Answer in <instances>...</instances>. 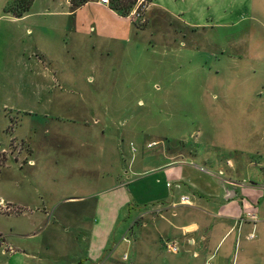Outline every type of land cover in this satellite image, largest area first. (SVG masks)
<instances>
[{
  "label": "rangeland",
  "instance_id": "rangeland-1",
  "mask_svg": "<svg viewBox=\"0 0 264 264\" xmlns=\"http://www.w3.org/2000/svg\"><path fill=\"white\" fill-rule=\"evenodd\" d=\"M19 1L0 0V15L6 10L19 13L26 5L16 6ZM152 1L138 0L132 9L128 18L136 29L129 45L94 49L87 40L72 51L70 66L60 61L63 67L44 78L26 64L43 55L38 48L49 53L48 47H56L46 35L44 44L36 32L33 39L27 31L61 20L41 14L75 6H69V0H34L29 21L0 25V196L26 190L30 203L35 196L45 201L26 207L23 219L16 214L3 217L0 226L25 230L32 216H43L42 229L50 226L47 236L51 231L72 235L69 225L77 220L89 228L94 214L88 206H58L64 195H75L82 187L103 196L115 185L100 182L96 169L90 178L78 168L86 155H97L101 148L103 156H109L113 177L119 168L129 171L132 157L142 159L144 153L171 148L192 154L197 163L206 159L202 165L217 172H245L247 161H252L244 174L264 185V1L157 0L161 9L151 7ZM228 3L235 4V15L228 19L229 26L221 27ZM142 5L143 16H132ZM164 7L185 12L180 19L172 18ZM183 19L204 22V28L192 29ZM10 31L18 39L7 37ZM35 90L44 97L35 96ZM44 109L50 110L45 114L49 117L42 116ZM69 120L78 125L72 127ZM96 131L105 133L96 144L85 146L83 139ZM100 141L103 147L97 145ZM117 153L124 163L117 162ZM30 159L43 167H29ZM227 160L233 168L227 167ZM90 179L92 187L86 185ZM64 210L77 219L73 215L70 221L65 218L66 226L53 227ZM258 254L253 264H264V248Z\"/></svg>",
  "mask_w": 264,
  "mask_h": 264
},
{
  "label": "crops",
  "instance_id": "crops-1",
  "mask_svg": "<svg viewBox=\"0 0 264 264\" xmlns=\"http://www.w3.org/2000/svg\"><path fill=\"white\" fill-rule=\"evenodd\" d=\"M154 6L161 9L157 0L151 3V7ZM226 6L223 11L226 21L221 27L229 26L231 22L228 19L235 15V4L228 3ZM208 7L212 8L211 5ZM174 10L172 7H164L163 11L169 17L179 19L185 12ZM33 16L26 13L22 18H15L12 14L4 13L0 15V25H21ZM41 16L61 19L55 26H39L33 28L34 32L27 31L31 38L36 32L44 44L46 35L53 47H56H48L49 53L38 48L37 51L43 55L26 64L29 71H37L36 75L41 72L42 78L46 73L63 67L59 65L60 61L70 66L71 60L75 59L72 51L79 44L87 43L88 40V45L94 49L105 46L109 50L114 45L123 48L125 44H130L136 29L128 17L119 16L107 5L101 4L100 0H91L65 12L53 11ZM182 21L192 29L204 28V22L190 24L187 20ZM209 25L215 26L213 23ZM7 33V37L18 39L14 31ZM50 41L47 46H51ZM58 52L64 56H58ZM35 96L44 97L38 91ZM42 107L43 101L39 108ZM49 111L44 109L42 116L49 117L45 115ZM67 122L73 123L72 127L78 125L75 120ZM104 133L93 132L89 139H83L85 146L96 144ZM100 143L97 145L103 147L104 142ZM181 150L174 152L170 148L154 154L144 153L142 159H139V155L132 157L129 171L125 172L124 167L119 168L115 177L109 156H103L102 148L97 155H86L83 165H78L79 170L92 178L93 170L96 169L100 182L108 184L113 181L115 185L104 190L106 194L103 196L92 195V190L87 191L82 187L75 195H64L58 208L85 204L88 211L94 214L91 226L86 228L82 222L75 220L69 225L73 230L72 235L51 231L49 236L46 231L50 226L42 229L43 216H32L25 230L0 226V264H211V259H214V264H253V260L264 248V185L252 181V178L247 179L244 174L251 167L252 161H247L246 169L241 167L245 172L238 169H227V172L220 169L217 172L202 165L208 162L206 159H200L203 163H197V157L189 153L185 155ZM115 159L120 163L125 162L123 155L118 153ZM93 161L98 163L93 166ZM226 162L228 168L234 167L229 160ZM29 164L31 168L42 166L35 159H30ZM221 174L228 175L224 178ZM241 178L247 180L246 183L236 181ZM86 185L92 187V179ZM25 192L16 196H0L5 206L15 210L10 213L0 210V219L12 214L22 218L26 216L24 210L30 204L44 205L43 197L37 200L35 196V201L30 203V196ZM73 215L76 218L77 214L64 210L53 227L66 226V220L73 219ZM249 215L256 219L251 220ZM30 229L34 231L29 233ZM81 244L84 249L79 250ZM172 244L178 247L177 253L166 249L167 245Z\"/></svg>",
  "mask_w": 264,
  "mask_h": 264
},
{
  "label": "trees",
  "instance_id": "trees-1",
  "mask_svg": "<svg viewBox=\"0 0 264 264\" xmlns=\"http://www.w3.org/2000/svg\"><path fill=\"white\" fill-rule=\"evenodd\" d=\"M25 1L26 5L19 13H15L14 11L12 12V10L11 12L6 10V13H12L15 18H22L26 13L30 11L31 6L34 2V0H21L16 4V6L22 5ZM90 1L91 0H71V3L75 7H80ZM137 1L138 0H109V8L115 11L119 16L127 18L131 14V11L136 5ZM1 165L2 164L0 163V166Z\"/></svg>",
  "mask_w": 264,
  "mask_h": 264
},
{
  "label": "built area",
  "instance_id": "built-area-1",
  "mask_svg": "<svg viewBox=\"0 0 264 264\" xmlns=\"http://www.w3.org/2000/svg\"><path fill=\"white\" fill-rule=\"evenodd\" d=\"M100 2L103 5H107V6L109 5V0H100ZM139 7H140L139 9H136V10L133 11L132 16H137L138 18L141 17V15L143 16V14H141L140 11H144L145 7L143 5L139 6ZM0 210H3L4 212H9V213L13 212V209L5 206L2 201H0ZM248 217L251 220H253V221L256 219V217L253 216V215H249ZM167 249L170 252H172V253H177L178 252V247L176 245H173V244L172 245H167Z\"/></svg>",
  "mask_w": 264,
  "mask_h": 264
}]
</instances>
